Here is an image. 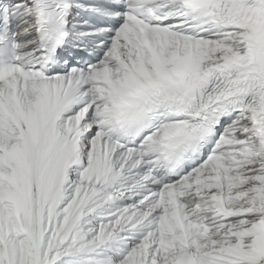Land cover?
<instances>
[{"label":"snow or ice","instance_id":"6c2138e0","mask_svg":"<svg viewBox=\"0 0 264 264\" xmlns=\"http://www.w3.org/2000/svg\"><path fill=\"white\" fill-rule=\"evenodd\" d=\"M0 264H264V0H0Z\"/></svg>","mask_w":264,"mask_h":264}]
</instances>
